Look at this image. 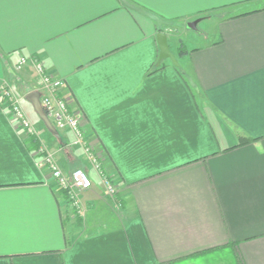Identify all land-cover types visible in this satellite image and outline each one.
<instances>
[{
    "label": "crops",
    "instance_id": "1",
    "mask_svg": "<svg viewBox=\"0 0 264 264\" xmlns=\"http://www.w3.org/2000/svg\"><path fill=\"white\" fill-rule=\"evenodd\" d=\"M128 1L166 23L120 0H0V85L37 138L0 97V264H264V0ZM197 17L215 38L181 56L168 41L178 69L148 73L156 33ZM34 60L63 79L114 197L73 132H51L28 100L44 91ZM39 149L91 175L81 215Z\"/></svg>",
    "mask_w": 264,
    "mask_h": 264
},
{
    "label": "built area",
    "instance_id": "2",
    "mask_svg": "<svg viewBox=\"0 0 264 264\" xmlns=\"http://www.w3.org/2000/svg\"><path fill=\"white\" fill-rule=\"evenodd\" d=\"M28 62L25 55L19 56L15 63V68L20 69ZM34 67L39 74L43 85V93L40 97V104L48 118L57 128H69L74 134V144L80 145L88 158L90 165L100 176L107 193L113 196L116 192V186L111 178L105 173L102 166V155L96 152L85 140L83 120L84 116L78 108L71 106V99L61 93L64 85L62 78L49 73L40 61H33ZM0 97L5 100L6 108L16 122L27 132L28 135L34 134V129L26 116L24 110L20 106L13 91L6 85H0ZM42 155V161L49 167L51 176L55 180L57 189L65 191L67 201L70 208L76 211L78 215L82 214V204L79 198L81 191L89 189L91 179L83 168H75L69 176H66L54 163L50 154H43L42 150H38Z\"/></svg>",
    "mask_w": 264,
    "mask_h": 264
},
{
    "label": "rangeland",
    "instance_id": "3",
    "mask_svg": "<svg viewBox=\"0 0 264 264\" xmlns=\"http://www.w3.org/2000/svg\"><path fill=\"white\" fill-rule=\"evenodd\" d=\"M206 16H208V15L206 14L205 17ZM193 19H195V18H193ZM193 19H190V20H193ZM186 22L184 20H181V21H173V22H171V24L169 25V27H167L165 29V32L168 35V41H169V43L171 45V48H172V50L174 52L177 53L176 47H178L179 44H183V47L184 48L190 49V48H192L194 46H197V45L202 44V43L207 42V41H211V40H213L215 38V36H216L215 31L216 30H215V26H214V24H215V21L214 20L211 21V20L204 19V20L198 22L196 24V28H197L196 30L188 28L186 26ZM26 116H28V115H26ZM76 145H78V144H76ZM81 149H82L83 155H86L85 152H84V149L82 147H81ZM84 159H85L86 162L89 163V160H88V158L86 156H85ZM89 165H90V163H89ZM102 166H103V163H102ZM90 167L92 169V172L100 180V176L96 172V170L93 169V167L91 165H90ZM85 171L90 176L91 183H92V177H91V175L89 174V172L87 170H85ZM99 182L101 183L102 191L104 192V194L107 195V196H109L108 193H107V191H106V189H105V187H104V185H103V183H102V181L100 180ZM81 192H80V194H81ZM102 193H101V195H102ZM115 193L111 197H114L115 196ZM80 194H79V198H80ZM108 202L109 203H112L110 205L115 208V206L113 204V201L111 202L109 200ZM223 254L225 255L226 253L225 252L218 253V255H223ZM213 257H216V256H213ZM224 258H225V256H224ZM228 262L229 261H227V260H223V264H230V262L229 263Z\"/></svg>",
    "mask_w": 264,
    "mask_h": 264
},
{
    "label": "water",
    "instance_id": "4",
    "mask_svg": "<svg viewBox=\"0 0 264 264\" xmlns=\"http://www.w3.org/2000/svg\"><path fill=\"white\" fill-rule=\"evenodd\" d=\"M122 2V4H124L126 7L141 13L153 20H155L158 24H165L166 21L160 19L157 15H155L154 13H151L149 11H146L134 4H132L130 1L128 0H120ZM203 18V17H197L193 20H189L186 22V26L190 29H194L196 30V24L198 23V21ZM156 42L158 45V59L157 62L159 63L161 60L163 59H169L171 61V63L174 66H179L178 60L176 58V56L174 55V53L171 51L170 47H169V43H168V38H167V34L164 31H158L156 33ZM28 100L32 103L36 113L38 114V116L40 117V119L44 122V124L46 125V127L53 133L57 134V130L56 128L53 126V124L51 123L50 119L48 118V116L46 115L45 111L43 110L41 104H40V99H39V94L38 92H30L27 95ZM57 136V135H56Z\"/></svg>",
    "mask_w": 264,
    "mask_h": 264
},
{
    "label": "trees",
    "instance_id": "5",
    "mask_svg": "<svg viewBox=\"0 0 264 264\" xmlns=\"http://www.w3.org/2000/svg\"><path fill=\"white\" fill-rule=\"evenodd\" d=\"M160 30H163V28H160ZM188 50L186 49V48H184L183 47V44H179L178 45V53H177V55L179 56H181V55H183V53H185V52H187ZM165 65V61H160L159 63H157L156 65H154V67L148 72V73H151V72H153V71H155V70H157V69H159V68H161V67H163ZM176 69H178V66L176 67ZM32 138H34L33 140L35 141V142H37V138L34 136V135H30ZM252 139H244V138H241V141H240V143H245V142H249V141H251ZM61 193L63 194V196L64 197H66L67 198V195H66V192L65 191H61Z\"/></svg>",
    "mask_w": 264,
    "mask_h": 264
}]
</instances>
